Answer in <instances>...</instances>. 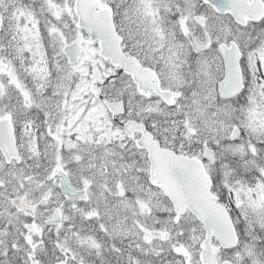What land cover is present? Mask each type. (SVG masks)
<instances>
[{"label":"snow or ice","instance_id":"obj_1","mask_svg":"<svg viewBox=\"0 0 264 264\" xmlns=\"http://www.w3.org/2000/svg\"><path fill=\"white\" fill-rule=\"evenodd\" d=\"M0 264H264V0H0Z\"/></svg>","mask_w":264,"mask_h":264}]
</instances>
